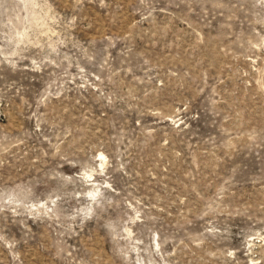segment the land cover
Here are the masks:
<instances>
[{"label":"rangeland","instance_id":"374dc122","mask_svg":"<svg viewBox=\"0 0 264 264\" xmlns=\"http://www.w3.org/2000/svg\"><path fill=\"white\" fill-rule=\"evenodd\" d=\"M0 264H264V0H0Z\"/></svg>","mask_w":264,"mask_h":264}]
</instances>
